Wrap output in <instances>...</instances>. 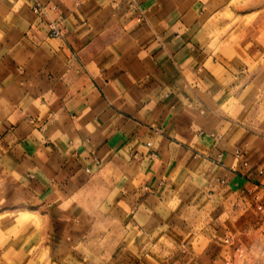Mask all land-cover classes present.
Instances as JSON below:
<instances>
[{"label": "crops", "instance_id": "1", "mask_svg": "<svg viewBox=\"0 0 264 264\" xmlns=\"http://www.w3.org/2000/svg\"><path fill=\"white\" fill-rule=\"evenodd\" d=\"M225 1L0 0V264H233L264 80Z\"/></svg>", "mask_w": 264, "mask_h": 264}, {"label": "rangeland", "instance_id": "2", "mask_svg": "<svg viewBox=\"0 0 264 264\" xmlns=\"http://www.w3.org/2000/svg\"><path fill=\"white\" fill-rule=\"evenodd\" d=\"M225 3L221 15L222 33L227 36L225 45L229 49H252L253 60L260 64L264 80V0H226ZM262 196L244 204L240 202L236 212L230 214L235 241L229 242L236 247L233 264H264Z\"/></svg>", "mask_w": 264, "mask_h": 264}, {"label": "built area", "instance_id": "3", "mask_svg": "<svg viewBox=\"0 0 264 264\" xmlns=\"http://www.w3.org/2000/svg\"><path fill=\"white\" fill-rule=\"evenodd\" d=\"M32 11L38 17H40L44 13V10H43V8L40 5H36L35 7H33ZM48 29H49V32H50V36L52 38L57 39V38L61 37L62 30H61L60 23L58 21L49 22ZM228 242L229 241H227V243Z\"/></svg>", "mask_w": 264, "mask_h": 264}]
</instances>
